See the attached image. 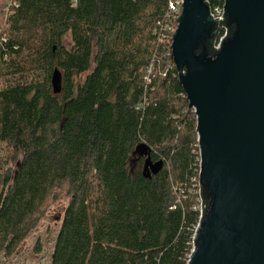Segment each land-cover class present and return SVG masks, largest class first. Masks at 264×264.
Here are the masks:
<instances>
[{"label":"trees","instance_id":"trees-1","mask_svg":"<svg viewBox=\"0 0 264 264\" xmlns=\"http://www.w3.org/2000/svg\"><path fill=\"white\" fill-rule=\"evenodd\" d=\"M169 16V0H0L2 256L67 197L50 264L187 263L204 200Z\"/></svg>","mask_w":264,"mask_h":264},{"label":"water","instance_id":"water-1","mask_svg":"<svg viewBox=\"0 0 264 264\" xmlns=\"http://www.w3.org/2000/svg\"><path fill=\"white\" fill-rule=\"evenodd\" d=\"M223 8L213 19L205 0H182L171 39L196 117L204 200L186 264H264V0H224ZM221 22L230 33L210 52ZM61 84L55 68V93ZM161 167L144 164L152 174Z\"/></svg>","mask_w":264,"mask_h":264},{"label":"rangeland","instance_id":"rangeland-1","mask_svg":"<svg viewBox=\"0 0 264 264\" xmlns=\"http://www.w3.org/2000/svg\"><path fill=\"white\" fill-rule=\"evenodd\" d=\"M63 43L66 47L71 46L70 35L66 34L63 37ZM84 75L77 79V82H81ZM18 77H10L6 83L14 84ZM136 158H132L129 163L130 170H135ZM67 197H62L56 201H49L45 205L44 215L39 221L37 227L24 239L21 245L17 250L21 254L25 253L23 256L25 258L32 257L31 249L37 243L40 247V257L42 259V264H48L50 260V255L53 249L54 240L57 234V231L60 227V220H56L58 216L62 218L63 210L68 203ZM0 253V259L1 255ZM24 263H28V259L24 260Z\"/></svg>","mask_w":264,"mask_h":264},{"label":"built area","instance_id":"built-area-1","mask_svg":"<svg viewBox=\"0 0 264 264\" xmlns=\"http://www.w3.org/2000/svg\"><path fill=\"white\" fill-rule=\"evenodd\" d=\"M181 8H182V0H169V17H170V23L166 26L168 31L172 32V35L177 27V17L181 13ZM223 6L219 7H213L210 9V15L212 16L213 19L220 18L221 20L223 19ZM226 36V33L224 32L222 36L216 39L215 44H214V49H219L220 43L222 41V38ZM172 39V37H171ZM174 65V63H173Z\"/></svg>","mask_w":264,"mask_h":264},{"label":"flooded vegetation","instance_id":"flooded-vegetation-1","mask_svg":"<svg viewBox=\"0 0 264 264\" xmlns=\"http://www.w3.org/2000/svg\"><path fill=\"white\" fill-rule=\"evenodd\" d=\"M58 217H59V220H60V223H61L62 218H60V216H58ZM35 245L33 246V248L35 247ZM19 250H17L11 257H7L5 255L1 256L0 264H42V259L40 257V253L39 252L36 253V252H34L33 249H31L32 257L25 258L23 256L25 253L21 254V252ZM25 259H28V263H24ZM50 260H51V255H50ZM50 260H49L48 264H50Z\"/></svg>","mask_w":264,"mask_h":264}]
</instances>
